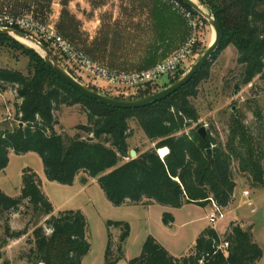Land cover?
Listing matches in <instances>:
<instances>
[{
	"label": "trees",
	"instance_id": "16d2710c",
	"mask_svg": "<svg viewBox=\"0 0 264 264\" xmlns=\"http://www.w3.org/2000/svg\"><path fill=\"white\" fill-rule=\"evenodd\" d=\"M199 2L213 12L223 28L219 51L227 44L238 51L242 72L237 88L264 76V0ZM10 40L9 36L0 35V41ZM42 44L50 47L48 43ZM171 48L172 45L167 50ZM29 52L27 74L0 67V92L13 90L20 101L15 105L17 125L0 132V173L8 167L11 154L35 153L50 182L72 186L83 175L81 183L86 185L89 178H97L107 200L117 207L147 204L180 209L185 205L207 207L214 201L227 208L237 188L235 163L238 172L248 176L253 187H264L262 140L243 122H232L225 144L210 131L206 139L198 133L200 117L191 99L198 92L195 80L210 63L166 99L137 109H118L85 97L60 79L42 56ZM56 58L61 62L59 56ZM159 60L160 57L155 61ZM162 88L147 85L136 98L149 97ZM74 106H80L86 113L87 123L78 125V132L72 137L57 133L56 113L62 107ZM254 114L259 120L264 116L262 111ZM131 120L136 121L155 146L142 153L135 150L138 154L135 159L120 164L121 158L131 157L128 142L132 136ZM164 148L169 151L162 158L158 152ZM22 207L24 216L45 219L44 226H36L33 232L32 249L26 256L31 264H83L91 250L87 217L81 210H64L55 215L53 204L42 189V180L32 169L23 172L19 197H9L0 190V220H4L7 238L17 239L22 234L12 231L8 216ZM174 222L171 213H164L165 226ZM106 226L109 230H121L118 242L109 231L105 253V264H118L125 259L124 245L131 227L123 221H108ZM225 240L228 248L219 250L220 236L215 229L207 228L190 251L178 258L150 235L140 255L129 264H257L264 256L252 232L240 225L231 224Z\"/></svg>",
	"mask_w": 264,
	"mask_h": 264
},
{
	"label": "rangeland",
	"instance_id": "374dc122",
	"mask_svg": "<svg viewBox=\"0 0 264 264\" xmlns=\"http://www.w3.org/2000/svg\"><path fill=\"white\" fill-rule=\"evenodd\" d=\"M173 2L181 3L179 0H0V14L29 18L54 28L96 66L115 73L132 74L148 70L193 39L195 42L192 53L178 71V76L163 77L160 84H157L163 90L184 76L213 43V35L215 39L214 30L207 19L181 4L183 10L175 9ZM9 38L11 40L8 42L0 41V67L27 74L30 65L29 51L40 56L42 52L14 37ZM171 45L172 48L167 50ZM47 49L54 57L57 55L62 59L60 63L75 79L93 90L116 99H137V95L123 98L119 93L125 89L118 90L122 88L96 79L73 65L66 66L64 57L51 46ZM217 52L208 68L204 69L206 72L203 70L204 74L194 82L198 92L191 102L199 113L198 125L205 127L207 133L212 132L214 137L225 144L232 122H243L258 136L260 142L262 140L261 147L264 151V139L261 138L264 137V116L259 120L254 114L255 111H262L264 115V76H258L251 84L237 88L242 72L238 64L237 49L227 44ZM159 57L160 60L156 62ZM172 79L175 81L171 82ZM16 103L20 101L13 90L0 92V132L17 125ZM56 116L59 125L55 130L65 136L76 135L77 126L87 123V115L80 106L62 107ZM130 127V152L137 150L142 153L154 148L155 145L135 120L130 121ZM131 159L132 157L121 158L120 164ZM26 169H32L43 180L42 189L53 204L55 215L64 210H81L87 217L91 250L83 264H105L109 231L118 242L121 230H109L106 226L108 221L127 222L131 227V235L124 245L127 260H122L119 264H129V260L138 257L149 235L159 238L175 252L188 253L207 228H218L223 233L221 241L225 243L231 224L251 231L254 241L264 253V187H253L250 178L238 172V163L234 164L237 188L240 192L243 190L242 194L244 191L250 192L256 212H251L247 199L236 191L232 206L239 208L237 220H232L227 215V209L223 208L226 217L216 224L209 221L211 205H185L179 210L160 205L149 207L147 204L117 207L107 200L97 178H89L86 187L81 183L83 175L72 186L50 182L46 178L41 159L35 153L10 155L8 167L0 173V190L9 197H19ZM24 212L22 207L19 212L8 215L12 231L22 233L17 239L5 236L4 220H0V264H31L26 256L32 249L33 232L36 226H44L45 219H33L32 216H24ZM164 213L176 216L170 228L163 224ZM46 231L51 233L47 228ZM257 264H264V256Z\"/></svg>",
	"mask_w": 264,
	"mask_h": 264
},
{
	"label": "built area",
	"instance_id": "2783aa9c",
	"mask_svg": "<svg viewBox=\"0 0 264 264\" xmlns=\"http://www.w3.org/2000/svg\"><path fill=\"white\" fill-rule=\"evenodd\" d=\"M174 5L175 9L183 10V7L178 2L174 3ZM0 29L19 30L34 37L41 43H48L65 58L66 66L73 65L96 79L104 80L112 86L122 88L118 90L125 89L124 92L119 93L123 98H133L138 94L139 90L147 85L160 84L159 82L163 77H174L190 57L195 42L193 39H190L173 55L148 70L127 74L111 72L96 66L83 52L78 50L54 28L44 26L29 18L0 14ZM160 156L163 158L162 155ZM243 196L247 199V206L251 208V212L255 213L256 210L250 198V192L244 191ZM211 207L212 213L209 216V221L212 224H216L219 220L225 219L226 214L223 208L218 206L214 201H211ZM228 246L229 243L222 242L218 246V249L224 250Z\"/></svg>",
	"mask_w": 264,
	"mask_h": 264
},
{
	"label": "water",
	"instance_id": "95a60500",
	"mask_svg": "<svg viewBox=\"0 0 264 264\" xmlns=\"http://www.w3.org/2000/svg\"><path fill=\"white\" fill-rule=\"evenodd\" d=\"M180 1L185 3L189 8H191L193 11H195L196 13H198L203 18L209 21L210 25L214 30L215 39L213 43L210 45V47L207 49V51L198 59V61L191 67V69L184 76L180 77L173 84L161 90L160 92L142 99H133V100L116 99L103 95L93 90L89 86L75 79L41 42H39L34 37L22 31L14 30V29H0V35L11 36L14 38L19 37L22 39H26L29 42L37 45L39 47V50L42 52L41 53L42 58L46 61L48 67L60 79H62L64 82H66L68 85L73 87L75 90L80 92L85 97L98 101L112 108L137 109L158 103L166 99L170 95L174 94L178 90H180L186 84H188L194 78V76H196L208 63L211 62L212 58L214 57V55L216 54V52L223 43V37H224L223 28L216 20L213 12L209 8L204 7L197 0H180ZM20 126H23V124H20ZM198 133L203 139H206L207 130L205 127H200ZM209 152H211V150H209ZM136 155L137 153L134 150H132L131 151L132 159H135Z\"/></svg>",
	"mask_w": 264,
	"mask_h": 264
},
{
	"label": "crops",
	"instance_id": "0c3cea01",
	"mask_svg": "<svg viewBox=\"0 0 264 264\" xmlns=\"http://www.w3.org/2000/svg\"><path fill=\"white\" fill-rule=\"evenodd\" d=\"M161 155V154H160ZM41 178V177H40ZM42 180V179H41ZM76 181H77V179L75 180V182H74V184L76 183ZM42 183H43V180H42ZM73 184V185H74ZM81 184V183H80ZM84 187H86V185H83ZM238 187V186H237ZM236 191H239V193H240V195L242 196V197H244L243 196V194H242V191L243 190H241V192H240V190H238V188H236V190H235V193H236ZM240 195H239V197H240ZM235 196V195H234ZM149 207H151V206H149ZM184 207V206H183ZM181 209V208H180ZM227 209V215L228 216H231V218H232V220H237V214H238V210H239V208L238 207H236V206H232V204L229 206V207H227L226 208ZM179 210V209H178ZM173 216H175V214H173V213H171ZM175 218V220H176V216L174 217ZM170 227H172V225L171 226H169L168 228H170ZM216 231H217V233H218V235L221 237L222 235H223V233L218 229V228H216ZM150 236V235H149ZM151 236H153V235H151ZM154 237V236H153ZM154 238H156L158 241H159V243L161 244V245H163L168 251H169V253L171 254V255H173L174 257H182V256H184V255H186V253L185 252H175L172 248H170L168 245H166V244H164L159 238H157V237H154ZM128 241V240H127ZM127 243V242H126ZM124 260H127V257H126V252H125V259ZM130 261V260H129ZM128 261V262H129ZM120 263V262H119ZM118 263V264H119Z\"/></svg>",
	"mask_w": 264,
	"mask_h": 264
},
{
	"label": "bare ground",
	"instance_id": "6f19581e",
	"mask_svg": "<svg viewBox=\"0 0 264 264\" xmlns=\"http://www.w3.org/2000/svg\"><path fill=\"white\" fill-rule=\"evenodd\" d=\"M18 41H20L21 43H24V44H26L27 46H29V47H32V48H34V49H36L37 51H39L40 52V50H39V47L37 46V45H35V44H33V43H31V42H29L28 40H26V39H22V38H16ZM213 40H214V35H213ZM168 149L167 148H164V149H161L160 150V154L164 157L167 153H168Z\"/></svg>",
	"mask_w": 264,
	"mask_h": 264
}]
</instances>
